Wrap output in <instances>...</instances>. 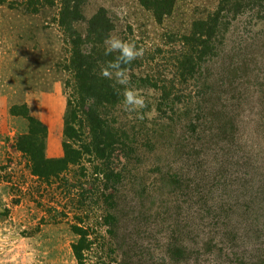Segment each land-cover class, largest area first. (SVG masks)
<instances>
[{
	"label": "rangeland",
	"instance_id": "374dc122",
	"mask_svg": "<svg viewBox=\"0 0 264 264\" xmlns=\"http://www.w3.org/2000/svg\"><path fill=\"white\" fill-rule=\"evenodd\" d=\"M25 1L0 4V264H77L74 228L85 264H264V0L225 18L189 83L177 76L179 36L218 0H177L161 24L139 0H83L85 18L104 9L111 34L144 49L136 77L173 80L189 103L163 115L134 79L151 116L119 106L126 146L48 182L16 145L31 117L46 128L45 156L63 157L68 46L58 0H38L35 14L16 9Z\"/></svg>",
	"mask_w": 264,
	"mask_h": 264
},
{
	"label": "trees",
	"instance_id": "16d2710c",
	"mask_svg": "<svg viewBox=\"0 0 264 264\" xmlns=\"http://www.w3.org/2000/svg\"><path fill=\"white\" fill-rule=\"evenodd\" d=\"M176 1L139 0V3L151 12L156 23L161 24L172 14ZM5 3L6 0H0V4ZM217 3L213 11L195 19L189 31L179 36L181 47L176 66L180 83H189L198 72L199 65L212 55L217 35L225 31V18L261 8L262 0H218ZM22 4L16 9L25 14H35L44 8L43 5L37 8L40 4L38 0H26L25 5ZM58 4L57 22L65 35L69 54L64 65V70L69 74L66 82L69 92L63 129V157L51 159L45 156L46 128L31 117L27 118V134L19 138L16 145V149L25 157L30 174L45 182L57 178L66 166L75 165L83 156H91L101 164L108 163L113 147L119 143L123 148L129 141L128 135L113 127L119 106L123 104V97L118 95L121 86L100 75L101 67L118 55L104 54V39L114 31L112 21L102 8L90 18H85L83 0H58ZM140 66L136 59L123 67L127 68L132 87L137 89L134 84V79H137L142 87L152 88L158 93L155 106L158 112L165 115L167 108L175 103V107L180 104L181 109L188 105L189 100L180 91L173 95L176 86L173 80L158 84L149 74L144 78L136 77L135 72ZM105 177L110 180V176ZM74 230L81 239L71 244V251L77 264H85L82 253L87 247L85 233L77 228Z\"/></svg>",
	"mask_w": 264,
	"mask_h": 264
},
{
	"label": "clouds",
	"instance_id": "9594fccd",
	"mask_svg": "<svg viewBox=\"0 0 264 264\" xmlns=\"http://www.w3.org/2000/svg\"><path fill=\"white\" fill-rule=\"evenodd\" d=\"M103 43L106 56L113 53H118V55L101 67L100 75L114 81V85L121 86L118 95L123 97L122 103L127 111L136 112L139 119H144L145 115L151 116V113L145 114L142 111L148 107L145 96L131 86L127 68L123 67L142 57L144 49L138 48L135 42L126 41L111 33L104 39Z\"/></svg>",
	"mask_w": 264,
	"mask_h": 264
}]
</instances>
